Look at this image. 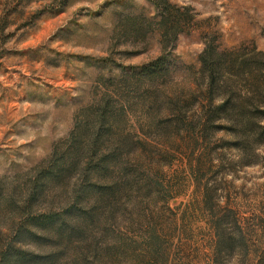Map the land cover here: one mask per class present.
I'll return each instance as SVG.
<instances>
[{"label": "rangeland", "instance_id": "1", "mask_svg": "<svg viewBox=\"0 0 264 264\" xmlns=\"http://www.w3.org/2000/svg\"><path fill=\"white\" fill-rule=\"evenodd\" d=\"M155 1L0 0V264H14L17 249L53 254L52 264H163L158 243L167 264H213L216 223V264H264V134L252 131L209 128L188 137L185 154L152 141L150 162L160 167L150 173L163 188L121 197L112 218L101 219L103 233L94 226L56 241L30 222L74 202L81 183L108 184L109 177L75 173L59 185L47 184L42 195L35 190L38 170L54 148L64 154L71 134L95 131L97 102L116 89L118 65H140L160 54ZM165 1L189 7L195 26L177 35L172 72L158 90L193 87L205 41L225 56L264 51V0ZM117 90L127 100H110L112 137L99 155L117 149L119 135L132 141L165 135L148 122L163 114L146 94L154 89ZM189 165L197 168L193 176ZM151 229L158 242L149 239ZM105 240H121L128 249L108 257ZM151 253L157 262H147Z\"/></svg>", "mask_w": 264, "mask_h": 264}, {"label": "trees", "instance_id": "2", "mask_svg": "<svg viewBox=\"0 0 264 264\" xmlns=\"http://www.w3.org/2000/svg\"><path fill=\"white\" fill-rule=\"evenodd\" d=\"M152 3L161 22L157 29L160 54L140 65H118V72L114 77L117 79L116 89H112L110 95L103 94L97 102L93 125L95 131L86 135L80 131L75 135L71 134L67 152L64 154L57 153V149L54 148L38 170L40 184L37 183L39 187L35 190L42 195L47 184L59 185L58 183L68 180V177L75 173L90 175L95 180H105V177H109L110 180L108 184L105 183L106 185L81 183L74 191V202L60 211L40 213L34 219H30L31 224L41 235L50 232L57 241L79 235L83 230L90 231L94 226H98L103 233L106 225L105 221L101 223V219H106L107 216L112 218L114 208L121 197H129L134 192L145 196L159 192L163 186L155 184L151 176V173L155 174L160 167L156 162H150L152 141L172 149L176 148L181 150L178 151L180 154H185L182 151L184 148L182 144L188 146V137L201 136L209 128L232 131L236 135H243L249 131L264 134V51L243 54L240 50H234L225 56L213 41H205L204 48L198 55L199 68L196 72L198 76L195 75L193 87L182 91L172 88H168L167 91L158 90L157 86L172 72L171 52L177 35L194 28L195 25L189 7L182 9L165 0ZM100 62L109 68L105 59ZM108 78L112 77L109 75ZM120 86H132L136 91L154 89L146 91V94L149 93L151 102L157 104L163 114L162 117L148 122L149 125L164 131L165 135L155 137L137 135L134 141L131 137L119 135L115 137L117 149L99 155L102 146L112 137L108 134L113 119L107 109L110 100L115 96L121 102L127 100L126 96L117 90ZM79 161L83 168L78 167ZM189 168L193 176L197 168L195 165H189ZM207 194L206 187L203 202ZM214 228L217 239L212 250L214 255L212 263L216 264L215 254L220 252L219 224H214ZM156 233L155 229L148 231L149 239L153 237L156 239L158 237ZM108 237L106 234V240ZM106 240L105 248L108 250L105 252L108 257L112 254L114 257L122 256L128 249V245L122 242V239L114 240L113 244L107 243ZM155 242H158L157 239ZM157 251L159 253H156V256L163 260V264H167L168 259L164 257L166 253L161 251L159 243ZM52 258L53 254L39 255L17 249L12 260L14 264L16 260L22 264H52ZM156 259L151 253L147 262L154 263L157 262Z\"/></svg>", "mask_w": 264, "mask_h": 264}]
</instances>
